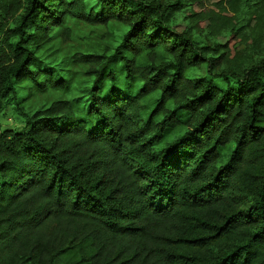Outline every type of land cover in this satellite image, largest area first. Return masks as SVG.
<instances>
[{"label":"trees","instance_id":"trees-1","mask_svg":"<svg viewBox=\"0 0 264 264\" xmlns=\"http://www.w3.org/2000/svg\"><path fill=\"white\" fill-rule=\"evenodd\" d=\"M0 0V111L17 86L66 90L38 50L66 17L125 22L84 103L58 100L0 130V264H264V63L226 66L264 0ZM19 11H21L20 14ZM205 76L191 78L196 68Z\"/></svg>","mask_w":264,"mask_h":264},{"label":"rangeland","instance_id":"rangeland-1","mask_svg":"<svg viewBox=\"0 0 264 264\" xmlns=\"http://www.w3.org/2000/svg\"><path fill=\"white\" fill-rule=\"evenodd\" d=\"M174 3L177 0H164ZM190 0L184 1V9L177 12L173 23L180 29H191V35L199 46H215L221 44L218 51L223 54L226 49L223 45L228 41L230 32L226 31L221 37H214L208 30L194 28L191 17ZM1 5V3H0ZM88 11L96 9L98 0H86ZM242 10L236 16L235 30L246 28L244 40L237 46V51L230 55L226 66L234 72L241 73L246 68L259 62L264 63V28L252 27L249 22L252 10L249 5L243 4ZM19 11L18 14H20ZM0 9V21L3 20ZM128 31L125 22L90 23L77 17H66L62 25L55 26L50 31L51 41L38 50L43 65L51 66L69 81L66 90L49 89L39 91L31 82H25L17 86V92L9 105L0 111V130L23 131L25 129V114H32L37 110L49 107L58 100H67L74 103H84L88 91L93 87L96 80V71L88 65L74 62L73 56L77 54H96L100 56L111 55L122 41ZM207 68L193 69L191 78L205 76Z\"/></svg>","mask_w":264,"mask_h":264}]
</instances>
